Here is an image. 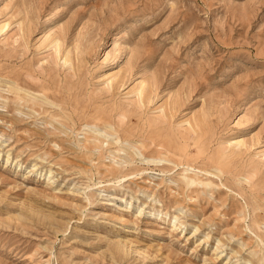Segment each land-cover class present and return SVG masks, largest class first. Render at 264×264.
<instances>
[{
    "label": "rangeland",
    "instance_id": "1",
    "mask_svg": "<svg viewBox=\"0 0 264 264\" xmlns=\"http://www.w3.org/2000/svg\"><path fill=\"white\" fill-rule=\"evenodd\" d=\"M0 264H264V0H0Z\"/></svg>",
    "mask_w": 264,
    "mask_h": 264
},
{
    "label": "bare ground",
    "instance_id": "2",
    "mask_svg": "<svg viewBox=\"0 0 264 264\" xmlns=\"http://www.w3.org/2000/svg\"><path fill=\"white\" fill-rule=\"evenodd\" d=\"M68 58V57H67ZM66 61V60H65ZM67 61H68V59H67ZM66 63V62H65ZM15 102V101H14ZM18 104V103H17ZM6 125H7V123H6ZM187 179V185L188 186H194L195 184H196V182L193 180V179H188V178H186ZM179 195V194H178Z\"/></svg>",
    "mask_w": 264,
    "mask_h": 264
}]
</instances>
